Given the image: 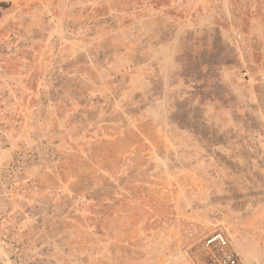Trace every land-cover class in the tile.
<instances>
[{"label":"rangeland","instance_id":"374dc122","mask_svg":"<svg viewBox=\"0 0 264 264\" xmlns=\"http://www.w3.org/2000/svg\"><path fill=\"white\" fill-rule=\"evenodd\" d=\"M264 264V0H0V264Z\"/></svg>","mask_w":264,"mask_h":264},{"label":"built area","instance_id":"2783aa9c","mask_svg":"<svg viewBox=\"0 0 264 264\" xmlns=\"http://www.w3.org/2000/svg\"><path fill=\"white\" fill-rule=\"evenodd\" d=\"M207 264H243L241 257L231 247L228 236L223 231H214L204 240Z\"/></svg>","mask_w":264,"mask_h":264}]
</instances>
